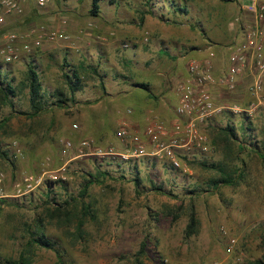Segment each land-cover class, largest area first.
<instances>
[{"label": "rangeland", "instance_id": "rangeland-1", "mask_svg": "<svg viewBox=\"0 0 264 264\" xmlns=\"http://www.w3.org/2000/svg\"><path fill=\"white\" fill-rule=\"evenodd\" d=\"M244 4V0H98L93 16L92 0H60L53 4L52 15L66 21L62 26L80 25L89 31L91 22L97 31V25H105L102 14L112 16L113 24L108 25L115 26L119 11L132 8L137 18L141 14L134 23L138 34L119 39L112 53L128 54L131 47L122 49L121 44L148 37L147 43L132 48L157 60L151 67L139 58L140 66L131 72L117 59L110 71L120 75V69L131 78L144 69L172 86L167 79L171 60L182 51L199 50L193 47L195 42L184 49V29L204 41L205 28L213 26L216 29L208 36L218 40V31L231 27ZM25 17L11 18L5 29L43 27L35 20L28 30L22 22ZM174 36L183 44L172 42ZM29 65L38 73L41 87L46 84L49 89H42L44 109L36 115L27 87ZM71 66L23 61L0 67V264L21 257L28 264H252L259 259L264 250V106L251 115L244 112L252 104L246 83L214 96L216 105L242 111L223 110L201 127L206 151L177 150L190 171L183 174L161 156L124 158L139 143L136 136L146 151L152 150L143 136L149 121H161L170 130L175 115L167 122L155 107L140 113L124 108L129 121L118 123L107 117L108 110L89 107L101 89L89 68L82 69L79 95L70 93L62 74L70 75ZM180 82L174 81L171 88ZM6 84L13 93L5 99L1 89ZM108 85L112 92L132 90L125 82ZM225 127L234 133L227 142L220 132ZM120 131L128 137H118ZM214 167L231 175L235 185L215 188L212 181L220 172ZM191 212L198 225L188 236ZM40 234L52 249L35 243L29 248Z\"/></svg>", "mask_w": 264, "mask_h": 264}, {"label": "built area", "instance_id": "built-area-1", "mask_svg": "<svg viewBox=\"0 0 264 264\" xmlns=\"http://www.w3.org/2000/svg\"><path fill=\"white\" fill-rule=\"evenodd\" d=\"M51 2L52 0H0V67L27 61L41 48L44 41L60 43L70 40L63 31L47 30L44 27L24 32L5 29L11 18L24 14L28 4L32 3L36 9L41 10ZM230 26L234 37L225 47L228 53L226 71L215 74L216 53L210 45L207 46L205 57L190 59L186 64V77L175 88L177 105L170 130L161 121H149L143 136L152 150L146 151L143 141L136 136L134 139L139 143L124 158L161 156L173 169L189 174L190 171L182 164L177 150L206 151L207 139L201 133V127L223 110L242 111L237 106L216 105L214 96L217 90L232 92L244 80H248L246 87L252 104L244 112L251 115L258 106H264V3L250 0L240 5ZM147 42L148 37H144L123 44V48ZM118 137L124 139L128 137V133L120 131Z\"/></svg>", "mask_w": 264, "mask_h": 264}, {"label": "crops", "instance_id": "crops-1", "mask_svg": "<svg viewBox=\"0 0 264 264\" xmlns=\"http://www.w3.org/2000/svg\"><path fill=\"white\" fill-rule=\"evenodd\" d=\"M244 1L245 3H248V1L250 0ZM259 1L264 3V0ZM59 2L60 0H52V2L46 8L41 10L36 9V7L32 3L28 4L23 14L26 15V17L22 22H24L23 24L28 27L29 30V26H32L33 21L37 20L35 22L36 25L41 24V26H43L47 30L70 32L71 34H73L74 39H70L67 42L60 43H51L44 41L41 48L37 52H35L34 55L29 57L26 62L37 64L43 62L46 64L52 63L60 65L62 63H66L68 64V66H71L73 64L71 66L72 71L68 76L72 77L74 80L78 78L79 83L80 79L82 80L83 78V67L85 66L87 67V69L89 68V71L91 73H93L94 75L96 74L94 77L97 79L99 85L101 86V89L95 92V99L90 100L89 102L88 100L83 101L88 102L89 107L92 109L104 108L106 111L108 110L109 114L107 115V117L110 116L111 119L115 117L118 123H125V120H128V118L125 116L126 114H123L124 108H132L134 112L136 111L140 113L141 111H147L149 107H155V109L159 113L158 115L162 120H165L167 122L172 121L170 120V117H174V110L177 105V97L175 94V90H173V88L171 87L173 86L174 81H182L186 77V64L190 59L203 58L206 56V49L209 45L215 49L216 53V58L214 61L215 74L219 75L226 71V67L228 65V53L225 47H227L233 41L234 34L231 27L223 28L222 31H218V34H220V38L218 40H213L208 36V33H210L213 29H216L212 26L211 28H205L206 41H201V39L199 40L197 37H194L193 31H187L186 29H184V33L186 35V38L184 39L185 45H183L184 49L185 46H189L192 42H195L196 44L194 43L193 47L198 48L199 50L182 51L183 54L181 52L180 55H178L174 60H171V65L167 70V79H170L172 86L170 84L167 85L166 78H158L152 73H144V69H141L140 72H138L139 74H137V77L133 76L130 78L125 75L122 70L120 71V69H117L120 75H113L110 70L113 68L114 64L117 65V59L121 61L122 64L126 63L127 65H129L132 70L131 72H134L136 70L135 67L140 66L141 63H139V58H145L143 59L144 63L142 65H148L151 67H153L154 60H157V56H155V58H152V55L150 54H146L144 56L140 51L132 48L134 46H131L128 54L117 53V51L115 54L112 53V50L116 49L115 47H117L118 43L120 42L119 39L134 37L136 34H138V32L135 30L136 24L134 23L136 22V20H139L141 14H138L139 17L137 18L135 16L137 15V13H134V10L132 8L131 10H121L119 11L120 13L117 16V19L114 20L115 26L108 25V23L113 24L112 16L109 17L110 15L108 14L107 16L102 14L103 18L105 19V23L102 24L105 25L101 27L97 25L98 30L96 31L94 29H91L96 24L90 22L88 28L89 31H87V28L81 29L80 25L78 26L72 24L68 26H62V24H66V21L64 19L60 20L62 17H58L56 14L52 15V11L55 9L53 4ZM237 10H239V8ZM64 21L65 23H63ZM96 21L99 22L98 19H96ZM178 40L179 37L174 36L172 42L182 45L183 42L181 41H183V39L181 41ZM121 48L125 49L123 48L122 44ZM94 49L96 50V52ZM115 55H118L119 58L115 57ZM50 57L57 62L51 61ZM150 60H153V62H150ZM46 74H48V72ZM158 74H162L165 76V73L162 72ZM62 75L64 77L67 74L63 73ZM78 75L80 78L78 77ZM86 75L92 76L90 73H87ZM149 78H152V81H150L151 79ZM113 79H115V81ZM247 81L248 80H244V82L242 81L243 83L238 85L234 91H236L239 87L244 86V83L247 84ZM110 82H125L130 88H132V90H129L130 92H112L108 85ZM140 84L146 85V89L142 88ZM77 85L78 86L76 87L69 85V87L70 93L74 95L77 94L78 96L82 91V87H80L79 84ZM41 88H46L47 91H49L46 84H44ZM138 90L143 92H139ZM223 91L225 90H217L215 96H220L221 92ZM43 94L44 92L42 93V95ZM77 100L78 102L76 101V103H79L80 99ZM78 105L79 107H83V104H76L77 107ZM137 123L140 124L139 121Z\"/></svg>", "mask_w": 264, "mask_h": 264}, {"label": "trees", "instance_id": "trees-1", "mask_svg": "<svg viewBox=\"0 0 264 264\" xmlns=\"http://www.w3.org/2000/svg\"><path fill=\"white\" fill-rule=\"evenodd\" d=\"M98 0H92V10L91 15L96 16V13L98 12ZM179 11L183 10V9H178ZM177 12V11H174ZM68 82L69 85L76 87L78 86L77 84H79V79L76 78L75 80L72 77H69L68 75L64 76ZM27 87L29 90V101H30V106L31 109L33 111V115L38 114L42 109H44V105H42V100H43V95H42V88H41V83L40 80L38 78V74L36 71H34V67H32L31 65H29V69L27 71ZM3 83V82H2ZM140 86L144 89H146V85L144 84H140ZM1 92L3 93V98H7V95L10 93H13L12 91V87L8 84H6V88H4L3 90L1 89ZM59 96H61V94H59ZM59 104H62L63 102L61 100H58ZM7 120V119H5ZM233 129L231 127H225L220 129V132L223 134L222 136V140L224 142L230 141L231 138L234 136V133L232 131ZM215 168V167H214ZM216 169V168H215ZM216 171L220 172V176L218 179H215L212 181V183L214 184L215 188H217L220 184L221 185H235V181L232 179V176L225 173L222 169H220L219 167L216 169ZM87 189V185L84 186L83 188V192H85V190ZM198 225V221L196 219L195 213L191 212L190 216H189V224L187 226L186 229V234L188 236L193 235L194 233H196V228ZM30 243V244H29ZM29 244V248L32 246V243H35L36 245H38L39 247L42 248H46V249H52V246L50 245L49 241L44 237L43 234H40L39 237H37L36 239H32V241H30ZM264 245V243H263ZM30 253V251H29ZM9 264H28V261L26 259H24L23 257H21L19 259V261L16 262H11ZM252 264H264V250L262 252V256L255 260Z\"/></svg>", "mask_w": 264, "mask_h": 264}]
</instances>
